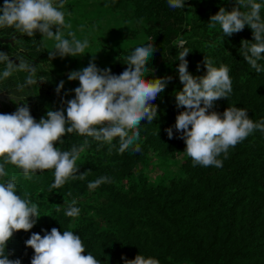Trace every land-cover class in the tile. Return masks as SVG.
I'll use <instances>...</instances> for the list:
<instances>
[{"label":"trees","instance_id":"16d2710c","mask_svg":"<svg viewBox=\"0 0 264 264\" xmlns=\"http://www.w3.org/2000/svg\"><path fill=\"white\" fill-rule=\"evenodd\" d=\"M257 2L262 5L260 15L264 20V0ZM87 5L111 11L123 29L127 28L117 44L109 45L111 54L101 66L93 52L87 56L89 62L94 60L98 68H109L118 75L126 69L125 58L135 47L153 42L155 51L146 65L145 79H172L153 101L157 117L151 124L145 119L139 126V152L129 148L119 153L118 137L109 144L67 134L62 144L55 145L62 151L82 145L85 139L89 141L77 160V174L83 173L85 178L69 179L51 191V170L27 179L20 169L5 166L9 177L0 182L14 178L16 194L23 197L27 193L40 214L31 230L15 232L9 240V259L31 264L34 250L25 241L32 233L43 236V230L50 232L56 227L61 233L71 230L79 235L84 254L92 253L101 264H125V259H134L137 254L156 258L160 264H264V132L255 130L229 148L226 159L223 154L218 157L223 166L216 168L193 166L184 152L185 142L174 127L177 114L184 110L177 107L175 100V93L183 88L176 59L179 42L190 51L186 59L192 75L206 74L205 56L214 66L225 65L229 69L232 92L228 99L217 100L209 111L222 114L228 106H236L246 109L253 122L264 119V71L256 73L241 54L243 40L254 42L253 30L246 25L222 40L219 25L209 27L210 16L220 7L231 11L235 0H185L184 8L177 9L170 8L168 0H90ZM0 37H13L12 43L0 41V51L12 50L20 59L34 64L38 82L52 90L48 95L41 92L38 84L21 89L18 85L24 83L27 73L14 72L0 80V93L15 95L26 88L34 100L9 99L12 108L0 113L11 114L18 105L27 103L38 122L47 111L66 108L62 100L74 98L72 90L79 81L68 80L69 88L56 93L58 75L51 70L49 45L44 37L37 32L30 38L12 28L0 29ZM259 63L264 66V59ZM4 68L0 63V74ZM168 127L173 128L171 139L166 132ZM180 153H184L182 158L172 164L178 166L174 176L165 173L160 178H150L147 170L154 159L168 161ZM102 176L108 177V182L89 187L90 182ZM73 200L80 209L76 218L65 215Z\"/></svg>","mask_w":264,"mask_h":264},{"label":"clouds","instance_id":"9594fccd","mask_svg":"<svg viewBox=\"0 0 264 264\" xmlns=\"http://www.w3.org/2000/svg\"><path fill=\"white\" fill-rule=\"evenodd\" d=\"M168 6L184 8L185 0H168ZM261 7L257 0H235L231 11L220 7L209 18L210 28L219 25L222 40L242 31L246 25L250 26L254 42L243 40L241 54L256 73L264 71V66L259 63L264 59ZM65 16V0H3L0 29L12 28L30 38L39 32L41 37L54 39L55 44L48 51L51 59L56 56H82L89 47V41L77 39L73 32H68V38L65 37L63 30L70 28ZM176 46L180 49L176 59L179 60L178 75L183 88L175 93V100L177 107L184 110L177 114L174 127L179 138L185 142L184 152L192 159L193 166L220 168L223 161L218 157L223 154L226 159L229 148L235 147L255 130L264 132V119L253 122L246 109L236 106H228L222 114L209 111L217 100L228 99L232 92L228 67H216L205 56L206 74L194 76L188 71L186 59L190 51L183 42ZM154 51L153 42L135 47L125 58L126 69L118 75L112 74L109 68H98L94 60L81 70L71 71L67 79L79 81V86L72 90L74 98L62 100L66 108L49 110L46 117H41L38 122L31 115L27 103L18 105L11 114L0 113V179L9 177L6 165L20 169L27 179L51 170L54 182L50 191L62 187L69 179H84L83 173L77 174V160L89 141L85 139L82 145H74L69 151L55 146L57 142L62 144V138L71 133L109 144L118 137L119 153L129 148L139 152V126L143 120L151 124L157 117V106L153 101L172 79L170 76L145 79L146 65ZM17 60L19 63L10 59L8 53L0 51V63L5 65L0 80H6L19 71L27 73L19 88L37 84L36 66L23 59ZM63 88L64 81L61 80L56 93L59 95ZM166 132L170 139L173 138L172 127H168ZM104 182H108V177L102 176L90 182L89 187L96 188ZM16 193L14 178L0 182V264H21L18 258L9 259L11 253L6 251L7 244L15 232L31 230L36 218L40 217L38 206L31 202L28 194L24 193L22 197ZM76 203L73 200L65 210L67 217H78L80 209L75 206ZM43 231V236L32 233L25 241V245L34 250L31 264H101V260L92 253L84 254L85 246L73 231L64 230L61 233L56 227L50 232ZM125 264L160 262L156 258L137 254L134 259H125Z\"/></svg>","mask_w":264,"mask_h":264},{"label":"rangeland","instance_id":"374dc122","mask_svg":"<svg viewBox=\"0 0 264 264\" xmlns=\"http://www.w3.org/2000/svg\"><path fill=\"white\" fill-rule=\"evenodd\" d=\"M89 1L90 0H65V22L66 24L70 25V28H65L63 30V33L66 38H68V32H73L75 33V37L77 39H80L82 41L84 39H87L89 41V47L85 51L89 52L77 57H73L70 55L65 56L63 58L56 56L53 59L49 57L51 70L58 75L59 82L61 80L64 81V87L66 88H69L67 79L68 74L71 71H78L81 70L83 67H87V63H89L88 60L90 59L89 57L87 58L88 54L89 56H92L93 52V57H96L97 64L101 66V64L107 60L108 54H111V49L109 48V45L117 44L119 39L121 38V35L126 34V26L123 29L122 25H120V20H118V18L111 11H104L99 10V8L96 7H89L87 5ZM96 10L97 14L96 16H94V11ZM94 17L97 19H95ZM52 30L55 32L56 28L53 27ZM44 39L49 45L48 51L51 50L55 44V40L48 39L47 37H44ZM7 53L9 54L10 59L17 60L21 58L16 52L12 50L8 51ZM63 75L66 78L63 77ZM69 82L73 83V81ZM74 82L77 83L78 80ZM37 84L41 92L48 93V95L52 93V90L44 87L42 81H39ZM77 85H79V83ZM28 92L30 91H28V89L26 88L23 90L20 89L16 91L15 95L12 94V96L16 98V101H18V98H22L28 102H31V100L34 99L29 96ZM8 103V99H0V112H9L10 108L12 107L11 104ZM183 154L184 153H180L175 159L171 158L168 161H164V159L163 161L162 159H154L147 170L150 178L157 179L165 173H168L169 177L174 176V174L178 171V166L176 164L178 160L182 158ZM174 162H176V164L172 165L174 164ZM163 163H165V165H163Z\"/></svg>","mask_w":264,"mask_h":264},{"label":"water","instance_id":"95a60500","mask_svg":"<svg viewBox=\"0 0 264 264\" xmlns=\"http://www.w3.org/2000/svg\"><path fill=\"white\" fill-rule=\"evenodd\" d=\"M12 40H13V37H10V38H3V37H0V41L1 42H12ZM0 99L1 100H6V99H14V100H16V98L14 97V96H12V95H6L5 93H0Z\"/></svg>","mask_w":264,"mask_h":264}]
</instances>
